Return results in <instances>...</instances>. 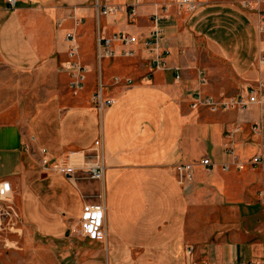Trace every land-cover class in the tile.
Here are the masks:
<instances>
[{
	"label": "crops",
	"instance_id": "0c3cea01",
	"mask_svg": "<svg viewBox=\"0 0 264 264\" xmlns=\"http://www.w3.org/2000/svg\"><path fill=\"white\" fill-rule=\"evenodd\" d=\"M158 1L167 0H96L74 17L61 1L18 0L11 9L0 0V59L39 74L30 109L0 123V183L10 184L5 201L13 211L0 213V230L13 226V264H63L75 251L72 264H264V163L251 161L264 159L262 136L252 131L264 106L192 107L197 93L247 99L262 76L264 5L195 0V10L174 3L162 12ZM106 2L124 7L98 17ZM155 14L163 17L157 68L144 48ZM119 33L135 42L114 39V55L100 59L99 36ZM70 60L86 69L78 93L74 71L63 67ZM98 94L113 103L99 109ZM97 151L102 181L43 168L44 159L80 168ZM205 158L211 171L199 163ZM186 164H194L189 185L177 169ZM92 203L104 206L106 236L76 238L72 230Z\"/></svg>",
	"mask_w": 264,
	"mask_h": 264
},
{
	"label": "built area",
	"instance_id": "2783aa9c",
	"mask_svg": "<svg viewBox=\"0 0 264 264\" xmlns=\"http://www.w3.org/2000/svg\"><path fill=\"white\" fill-rule=\"evenodd\" d=\"M8 6L11 9H14L17 5L18 0H6ZM176 3L180 8H187L188 10L196 9L195 0H172ZM264 5V0L261 1ZM119 10H122V7L113 6V5H98L97 12L98 17H104L111 15ZM160 10L165 12L167 10L166 7H161ZM262 22L260 25L261 33H264V12L262 13ZM130 17H136L135 6H132L130 9ZM163 19V17H159L158 14L153 16V27L150 31V34L147 40L144 43V48L148 51L152 56V64L154 67H160L163 65V60L160 56V50L163 47V30L159 25V21ZM67 39L71 42L69 47V57L74 58L78 53V46L75 43L74 34L70 33L67 35ZM114 39H118L124 44H132L135 42V39L132 36H129L124 33H119L114 35L111 38H106L99 36L98 46H99V58L102 59L104 57H112L114 52L111 49L112 41ZM165 56L170 54L169 50H164ZM259 64L262 72L261 79L256 82L255 85L249 87L247 99L242 97H236L234 99H212L205 98L202 94L197 93L194 96V100L192 103L193 108H198L200 106L211 109L214 112L223 111V110H246L249 106L257 105L260 108L264 106V52L260 56ZM68 70H73V77L71 81V88L74 93H78L84 88L85 80H86V69L80 63L70 60L66 66H63ZM180 76H177L179 79ZM207 82V78L205 77L204 72H202L201 83L205 84ZM97 105L99 109H103L104 106L111 105L112 100L103 99L100 94L96 95ZM252 131L255 134L262 136V151L264 152V118L260 120L259 123H256L252 126ZM252 163L255 165L263 164L264 159L263 156H256L253 158ZM201 165L208 168L209 171L213 168V163L210 159L205 158L199 162ZM194 164H186L181 165L177 169L183 174V185L187 183L189 185L193 181L192 176V168ZM43 168L47 171L58 172L59 174L68 176L73 179V176L77 173H83L90 180L102 181L105 176V164L103 155L100 151H97L93 160L86 161L83 166L80 168H74L65 163H51L47 159L43 160ZM222 169L224 171H229L230 166L223 165ZM10 184L8 182L0 183V201L6 200L8 194L11 193ZM261 196L264 199V191L261 193ZM104 206L102 204H86L84 206V210L81 217V230L80 235L87 237L91 240H100L105 238V218H104ZM77 230V229H76ZM73 230V232H76ZM229 264H237V263H229ZM255 264V263H249Z\"/></svg>",
	"mask_w": 264,
	"mask_h": 264
},
{
	"label": "rangeland",
	"instance_id": "374dc122",
	"mask_svg": "<svg viewBox=\"0 0 264 264\" xmlns=\"http://www.w3.org/2000/svg\"><path fill=\"white\" fill-rule=\"evenodd\" d=\"M58 1H61L58 3ZM199 1V0H196ZM230 3H234L238 6L241 5V0H224ZM263 0H254L253 6L258 5L259 2ZM53 2L58 3L62 6V9H69L72 11V15L76 17V10L78 7H96V0H53ZM257 2V4H256ZM107 3V2H106ZM108 5H114L112 3H107ZM171 4H174L172 0H167L166 2L158 1L155 2V7L164 6L168 8ZM118 6V5H116ZM124 7V5L119 6ZM67 38V37H66ZM39 79V74L36 73H21L17 69L5 63L0 59V123H12L15 117L18 116L22 111L30 109L31 99L35 95L34 89L36 82ZM98 204V203H92ZM12 204L9 201H0V213L7 211H12ZM3 222L0 214V223ZM12 225L8 222H4V225L0 230V260L3 264H13L14 260V240L12 233ZM11 228V229H10ZM81 226L76 230L74 237H79ZM73 231V230H72ZM75 242V241H73ZM22 257L28 258V251L22 250L20 252ZM55 253L58 259H63L62 247L55 248ZM77 252H71V255L67 260L63 261V264H72V260L76 261ZM73 264H76L73 262Z\"/></svg>",
	"mask_w": 264,
	"mask_h": 264
}]
</instances>
